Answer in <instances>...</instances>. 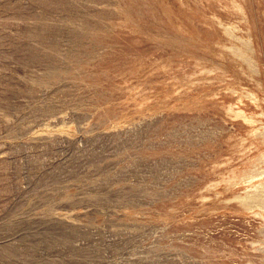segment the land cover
Segmentation results:
<instances>
[{
  "label": "rangeland",
  "instance_id": "obj_1",
  "mask_svg": "<svg viewBox=\"0 0 264 264\" xmlns=\"http://www.w3.org/2000/svg\"><path fill=\"white\" fill-rule=\"evenodd\" d=\"M0 264H264V0H0Z\"/></svg>",
  "mask_w": 264,
  "mask_h": 264
}]
</instances>
